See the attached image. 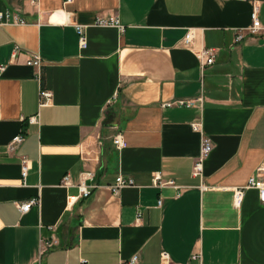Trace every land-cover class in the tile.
I'll list each match as a JSON object with an SVG mask.
<instances>
[{
    "label": "crops",
    "instance_id": "obj_1",
    "mask_svg": "<svg viewBox=\"0 0 264 264\" xmlns=\"http://www.w3.org/2000/svg\"><path fill=\"white\" fill-rule=\"evenodd\" d=\"M253 7L260 30L250 34ZM0 14V264L135 255L160 264L163 253L171 264H196L198 253L201 264H264V204L254 189L233 202L258 168L264 180V0H0ZM97 18L124 29L94 26ZM73 24L85 27V50ZM200 48L215 50L212 65L201 68ZM34 54L40 81L26 65ZM199 98L201 107L162 108ZM195 123L213 144L206 191L191 175ZM19 134L24 142L8 152ZM21 158L30 166L24 184ZM83 172L96 188L70 204ZM155 174L177 188L155 187ZM65 176L73 187L61 185ZM118 176L134 184L113 196ZM31 199L38 204L21 214L16 203ZM41 241L54 244L41 254Z\"/></svg>",
    "mask_w": 264,
    "mask_h": 264
},
{
    "label": "built area",
    "instance_id": "obj_2",
    "mask_svg": "<svg viewBox=\"0 0 264 264\" xmlns=\"http://www.w3.org/2000/svg\"><path fill=\"white\" fill-rule=\"evenodd\" d=\"M66 4H71L72 0H65ZM4 14H0V20L4 18ZM94 26L97 27H115L120 32L123 31V27L119 24V21L117 19L112 20H104L101 18H97L94 21ZM72 27L75 29V32L78 36V44L79 48L81 50H85L87 48V40L85 35V27L80 24H73ZM260 30L259 21L257 18V10L255 7H253V10L251 12V26L248 29V32L250 34H255ZM243 39V35L241 32H238L236 35L235 41L240 42ZM194 40V32L192 30H188L184 39H183V45L186 47H191L193 45ZM18 48L13 49L12 58H15V56L18 53ZM196 56L200 62L201 68L204 66H210L215 61L216 52L214 49H205L200 48L196 51ZM27 66H31L38 70V80L40 81L41 75H40V69L42 67V59L38 54H34L31 58H29L26 61ZM3 70V67H0V71ZM39 97L42 98H49L50 93L46 90H43L42 88L39 90ZM202 105V98L199 99H191V100H173L167 103L162 104V108H172V107H178V108H194L196 106L201 107ZM27 123L29 125H39V116L30 117L27 119ZM191 128L194 132L199 134L200 136V147H199V153L198 156L195 158L194 163L192 165L191 169V175L194 178L199 179L201 182L200 189L201 191H206L208 188L202 183L204 179L203 170H204V163L211 154L213 150V144L209 137H207L203 131V125L201 123H195L191 125ZM24 136L22 134L16 135L14 138H12L11 142L7 146L8 152H14L23 142H24ZM113 146L117 150H123L126 148L127 143L123 139L121 135H117L112 140ZM30 166L29 161L26 158H21L20 161V176L23 184L25 183V179L28 175ZM257 176L253 178H249L247 183L244 186L237 187L233 189V202L235 207H240L244 194L247 190L254 189L257 191V199L260 204H264V180L260 176V173L262 172V168H258L257 170ZM94 173L93 172H83L80 174V180L79 183L75 186L77 188L78 194L76 197H70L69 203H74L77 199L80 198H88L92 190L96 188L94 184H91L94 181ZM152 183L155 187H164V186H171L175 187L174 183L172 181H163L160 174H155L152 179ZM132 180H125L123 177L118 176L115 179V182L113 185L109 187V191L113 196H117L119 192L126 187L133 186ZM61 185L64 187H73L70 183L69 176H65L62 181ZM38 204V200L31 199L24 202H17L16 207L18 211L21 214H25L29 212L31 207ZM162 205V201L159 200L157 203V206L160 207ZM139 219H137L138 221ZM54 244L53 241L51 242H40V253H44L48 248L52 247ZM200 254H194L191 256V261L196 262V264L200 263ZM119 264H141L139 257L137 255L130 258L127 262H121ZM160 264H171L170 259L167 254L163 253L161 256V263Z\"/></svg>",
    "mask_w": 264,
    "mask_h": 264
}]
</instances>
